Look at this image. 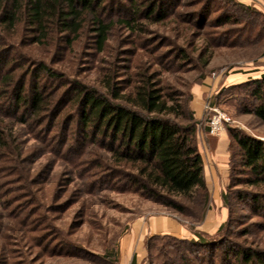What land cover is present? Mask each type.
<instances>
[{
  "label": "trees",
  "instance_id": "trees-1",
  "mask_svg": "<svg viewBox=\"0 0 264 264\" xmlns=\"http://www.w3.org/2000/svg\"><path fill=\"white\" fill-rule=\"evenodd\" d=\"M132 1V17L117 21L135 31L145 3ZM146 1L149 3L146 16L156 15L155 18L161 19L162 13L159 12L163 7L155 6L152 0ZM214 2L211 0L210 5ZM227 2L247 17L243 20L228 9L216 16L214 21L218 26L225 21L239 25L229 36L228 45L245 47L264 42V11L239 0ZM99 3V0H0V173H3L0 185L9 189L15 183H23L22 188L29 191L35 205L38 204L27 166V148L19 139L25 131L31 134L30 128L37 129L35 135L38 137L44 134L46 140L59 138L57 145L63 159L70 147L67 146L72 137L70 124L76 121L75 126L82 127L83 133L81 139H73L79 143L77 149L81 148V152L71 163L82 178L89 179L90 193L102 190L103 184L114 183L113 179H105L110 176L107 170L103 173L94 171L96 167L113 165L119 169L118 175L126 176L123 192L184 215L190 212L192 204L203 217L211 193L199 148L198 130L202 127L208 131L212 109H206L203 119L197 118L191 105L192 89L186 98H182L183 94L157 80L155 73L142 69L140 65L130 73L126 85L110 68L112 75L105 79L103 90L72 83L61 94L58 91L64 84L60 80L62 74L44 62L27 66L24 72L16 74L20 63H14L11 56L17 50L16 35L20 27L35 33L34 42L49 43L54 39L50 32H55L62 34L61 39L70 46L89 20L100 48H104L116 21L107 22L103 18ZM86 14L89 19L85 18ZM202 51L200 59L206 68L214 52ZM33 70L39 75L42 73L46 79L40 82L38 77L36 84L26 93L27 77ZM48 77L54 78L58 84L54 85V81L50 85L46 83ZM222 87L209 99L210 106L216 105L227 90H236L240 93L241 112L254 115L264 123V72L258 77ZM69 94L73 95L68 100ZM227 135L229 182L221 198L228 215L216 231L219 236L209 237L199 231L193 237L152 234L145 241V264H264V246L242 245L231 241L228 233L222 234L234 222L232 207L236 202L248 208L251 215L264 217V137L240 130L231 123L227 124ZM88 143L100 144L107 154L101 158L82 159L81 155H92L94 151ZM90 164L94 168L83 173L81 165L87 167ZM40 207L44 208V205ZM249 232L250 229H244V234ZM55 234L67 238L62 231ZM60 244L64 250L70 247L73 251L61 254L63 251L56 250L55 256L79 255L80 245L67 239ZM104 249L96 257L108 264H119L118 243L114 244V249Z\"/></svg>",
  "mask_w": 264,
  "mask_h": 264
},
{
  "label": "rangeland",
  "instance_id": "rangeland-1",
  "mask_svg": "<svg viewBox=\"0 0 264 264\" xmlns=\"http://www.w3.org/2000/svg\"><path fill=\"white\" fill-rule=\"evenodd\" d=\"M99 1V12L103 18L107 22L116 21L104 48H100L89 20L78 33L79 38L70 46L61 39L62 34L55 32H50L54 39L49 43L34 42L35 33L31 29L20 27L16 35L17 50L11 56L14 63H20L16 74L24 72L27 66L44 62L62 74L60 80L64 84L58 91L61 94L72 83L103 90L105 79L112 75L109 73L110 68L114 69L118 80L126 85L125 81L130 73L140 65L142 69L147 68V71L155 73L157 80L183 94L182 98H186L195 85L206 84L209 77H212V82L217 80L218 84L224 82L228 86L250 77H258L264 72V42L231 47L228 45L231 39L229 36L239 25L225 21L218 26L214 21L219 12L226 9L238 14L243 20L247 19L239 8L227 0H215L211 5V0H152L155 6L163 7V11L159 12L162 13L161 19L155 18L156 15L147 17L146 6L149 3L146 0H136L145 5L144 12L137 18L135 31L117 21L132 17V0ZM239 1L264 11V0ZM85 18L89 19L88 14ZM203 49L214 52V57L206 68L200 59ZM181 53L184 54L183 57ZM38 77L40 82L46 79L42 73L39 75L34 70L30 73L26 93L30 92ZM53 81L54 85L58 84L54 78L49 77L46 83L50 85ZM219 89L207 96L208 104ZM223 94L212 107L227 113L232 118L231 124L236 128L264 137V123L254 115L241 112L238 103L240 93L227 90ZM72 95H67L68 100ZM215 113L212 110L211 117ZM75 123L76 121L70 124L72 137L63 159L57 145L59 138L46 140L44 134L38 137L35 135L37 129L34 131V128H30L29 132L32 133L25 131V135L19 139L25 142L23 144L27 148V166L38 204L35 205L29 191L22 188L23 183H15L9 189L0 185V264H108L96 255H101L104 248L114 249L116 242L119 245V262L122 248L132 246L134 249L145 250V264V241L150 235L147 234L142 240L141 234L154 219L169 218L177 221L186 230L185 237H193L197 231L206 233L209 237L219 236L216 231L228 215L221 194L229 182V164L228 174L218 165L205 168L211 200L203 217L192 204L190 212L184 215L143 200L138 195L123 192L126 176L118 175L120 171L113 165H106L107 168L96 167L94 171H108L107 175L110 176L105 179H113L114 183L108 186L103 184L102 190L90 193L89 179L82 178L71 163L81 152V148L77 149L79 143L74 139H81L83 133L82 127H76ZM223 134H227V130ZM223 134L210 135L219 137ZM88 144L93 147L95 155L86 153L81 155L82 159L101 158L103 154H107L100 144ZM81 166L83 173L94 168L93 164ZM2 174L0 173V178ZM41 204L44 208L40 207ZM232 208L234 222L222 234L228 233L230 240L235 243L263 247L264 217L251 215L248 208L237 202ZM139 225L141 227L138 228ZM246 228L250 232L244 234ZM56 231L64 232L67 238L54 235ZM65 239L81 246L79 255H54L57 254L56 250L63 251L61 254L73 251L70 247L66 250L62 248L60 243Z\"/></svg>",
  "mask_w": 264,
  "mask_h": 264
},
{
  "label": "crops",
  "instance_id": "crops-1",
  "mask_svg": "<svg viewBox=\"0 0 264 264\" xmlns=\"http://www.w3.org/2000/svg\"><path fill=\"white\" fill-rule=\"evenodd\" d=\"M218 79V78H217ZM209 81L206 84H197L192 88L193 100L191 102L192 108L195 111L197 118L203 119L206 111L207 96H209L213 90L217 91L224 82H212V77L208 78ZM213 86L211 87L210 85ZM198 143L201 154L203 156L205 168L209 165L214 167L215 165L223 168L224 172L228 174L229 164V137L227 134L216 137L209 134L202 127L198 130ZM218 163V164H217ZM206 170V169H205ZM208 184V175L205 173ZM212 182L214 179L211 180ZM215 182V181H214ZM209 186V185H208ZM138 228L141 225L137 226ZM145 228V227H144ZM157 233H170L173 235L185 237L186 230L182 228L177 221L169 218L154 219L148 223V227L144 233L141 234L142 240L147 234ZM185 234V235H184ZM145 251V250H144ZM141 249H134L126 247L122 248L119 264H144V257L146 252Z\"/></svg>",
  "mask_w": 264,
  "mask_h": 264
},
{
  "label": "built area",
  "instance_id": "built-area-1",
  "mask_svg": "<svg viewBox=\"0 0 264 264\" xmlns=\"http://www.w3.org/2000/svg\"><path fill=\"white\" fill-rule=\"evenodd\" d=\"M207 108L212 109L215 111V115H213L210 119V126H209V132L210 134H223L227 130V124L232 122V118L228 116L227 113L222 112L218 110L215 107L210 106L207 103ZM131 264V263H129Z\"/></svg>",
  "mask_w": 264,
  "mask_h": 264
}]
</instances>
